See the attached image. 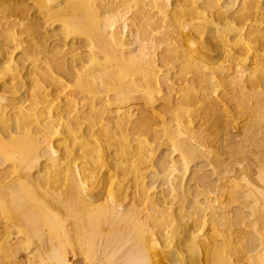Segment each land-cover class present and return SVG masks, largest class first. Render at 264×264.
Instances as JSON below:
<instances>
[{"label": "bare ground", "instance_id": "obj_1", "mask_svg": "<svg viewBox=\"0 0 264 264\" xmlns=\"http://www.w3.org/2000/svg\"><path fill=\"white\" fill-rule=\"evenodd\" d=\"M18 3L0 264H264V0Z\"/></svg>", "mask_w": 264, "mask_h": 264}, {"label": "rangeland", "instance_id": "obj_2", "mask_svg": "<svg viewBox=\"0 0 264 264\" xmlns=\"http://www.w3.org/2000/svg\"><path fill=\"white\" fill-rule=\"evenodd\" d=\"M5 1H6V0H2V1L0 0L1 3H3L4 5L6 4V5H8V6H14L15 3L19 4V3H18L19 1H20V2H22V1L24 2V0H17V2H15L16 0H14V1H13V0H9V1L7 0L6 2H9V4H8V3H5ZM10 1H12V2H14V3L11 2V4H10ZM27 4L29 5L30 3L27 2ZM6 5H5V9H6ZM8 6H7V8H8ZM16 6H17V5H16ZM30 11H31V12L29 13L30 16L27 17L28 19H30V18H32V17H34V16H35V17H38V13L35 11V9L31 8ZM31 16H32V17H31ZM29 17H30V18H29ZM16 18L19 19V18H20V15H17V16H14V17H11L10 19H11V21H12V20H14V19L17 20ZM24 21H25V20H24ZM26 22H27V21H25V22H23V23H26ZM53 28H55V27H53ZM16 29H17V27H16ZM24 35H25V36H24ZM24 35L21 36V39L24 40V42H23V44H22V47H20V48H19L17 51H15L14 54H13V57H15L16 59L19 57V55H20V53L22 52L23 48L26 47V45H28V44H27L28 41H27V39H26L27 35H26V34H24ZM25 40H26V42H25ZM51 40H52V41H51ZM51 40L49 39V41H48L47 43L50 44V42H53V39H51ZM237 127H238V126H237ZM237 127H236L235 130L238 129ZM235 130L232 131V132L236 133L237 131H235ZM69 261L71 262V260H69ZM74 264H75V263H74Z\"/></svg>", "mask_w": 264, "mask_h": 264}]
</instances>
